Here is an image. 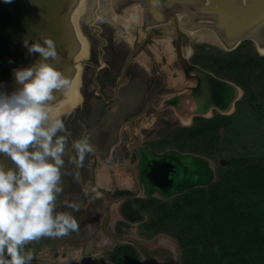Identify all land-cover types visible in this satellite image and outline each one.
<instances>
[{
  "label": "rangeland",
  "instance_id": "1",
  "mask_svg": "<svg viewBox=\"0 0 264 264\" xmlns=\"http://www.w3.org/2000/svg\"><path fill=\"white\" fill-rule=\"evenodd\" d=\"M95 25L98 29H92L88 24L83 26L90 43L80 88L83 100L70 112L55 118L62 119L70 133L68 148L74 155V161L68 153L64 156V192L58 199L57 211L72 212L80 224V231L63 238H42L30 242L26 250L34 255L31 264H186L179 238L180 235L186 237L187 233L182 231L183 227L174 226L165 213L161 217L163 212H159L156 207L158 212L155 217L153 211H141L142 204L147 208L150 199L155 198L150 192L145 195L140 187L133 186L134 177L129 173L135 172L136 180L147 173L146 167L139 170L138 164H141L143 157L141 146L148 152L159 154V158L165 157L162 161L166 163H171L172 159L168 160L172 157L170 154H175L189 169L192 167L188 171L190 175L186 174L185 169H181L177 175L181 179L175 182H183V188H176L178 186L172 184L168 191L159 192L157 205L171 206L185 199L188 194L194 195L198 202L202 201L204 198L192 194V191L197 189L208 192L210 188L212 191L211 186L220 184L226 176L242 167L239 163L246 161L250 165L264 166V50L250 40L242 41L231 50L221 45L199 42L193 39V31L186 28L185 32L192 37V53L189 54L187 43L182 48L187 62L211 69L219 78L234 83L241 90L240 93H232L230 98L234 97V102L231 107L229 102L224 103L228 107L223 105L222 109L209 108V105L197 109L195 104L182 102L183 107L174 108L172 100L177 95L175 92L180 87L183 89L181 84L186 86L184 90L187 91L181 96L190 102L188 94L192 84L187 81L188 78L186 81L181 79V84L177 83L178 79H174V76H180V71L174 73V69L182 67L178 57L175 56L167 67L156 55L158 52L152 49L135 56L133 46L122 40V30L112 20H104ZM183 25L187 26L188 23ZM147 33L154 35L157 41L155 49L163 53L164 48L170 51L178 42L174 34L170 39L167 38L162 28H148ZM140 36L139 42L142 43L144 36ZM183 42L185 39H182ZM238 50L248 55L245 58L248 61L247 72L244 74L238 72L244 68V60L236 65L240 61L236 52ZM230 63H233V69H230ZM125 76L129 80L127 84L123 83ZM206 95L201 101L204 104L210 97V94ZM152 96H156V100L150 110L131 120ZM181 110L188 114H179ZM225 111L228 115L223 114ZM200 115H204L201 116L206 121L204 125L198 124ZM190 116L195 118L190 119ZM217 116L216 121L211 123L212 126L216 123L215 126L206 128L208 121ZM220 117H224L223 120ZM130 120L137 142H134L129 131ZM82 137H88L97 149V152L87 154L83 161L85 166L88 163L90 165L82 171H86L82 182L90 184L94 189L98 185L101 187L99 190H103L106 195L96 196V192L88 191L79 183L75 167L76 151L72 148V142ZM92 155L101 156L96 164ZM106 179L112 180L104 184ZM121 181L128 183L130 188L127 189L135 190L119 189L115 192L114 188H119ZM220 185L218 191L222 190L223 184ZM112 193L116 197L114 200L110 197ZM65 201L79 202L82 207L79 211H73L65 206ZM155 221H158L156 227L153 226ZM105 226L114 234L133 237L140 243V247L127 240L111 237L105 232Z\"/></svg>",
  "mask_w": 264,
  "mask_h": 264
},
{
  "label": "clouds",
  "instance_id": "2",
  "mask_svg": "<svg viewBox=\"0 0 264 264\" xmlns=\"http://www.w3.org/2000/svg\"><path fill=\"white\" fill-rule=\"evenodd\" d=\"M43 45L23 41L29 54L38 53L40 59L13 70L21 87L0 92V264H31L30 242L80 231L72 212L57 211L70 133L62 119L52 118L51 106L70 81L49 63L58 59L55 41L46 37ZM72 148L78 165L92 152L88 137L75 140ZM65 206L79 211L82 204L65 201Z\"/></svg>",
  "mask_w": 264,
  "mask_h": 264
},
{
  "label": "water",
  "instance_id": "3",
  "mask_svg": "<svg viewBox=\"0 0 264 264\" xmlns=\"http://www.w3.org/2000/svg\"><path fill=\"white\" fill-rule=\"evenodd\" d=\"M67 1L12 0L11 3H5L4 0H0V92L11 94L21 87L15 82L13 70L27 68L40 59L38 53L29 54L28 49L23 46L25 39L29 41V45L38 41L42 46H44V38L53 39L57 45L58 59L49 60V63L57 70L64 72L69 80L75 78L76 81L77 78L79 100L76 104L67 103L69 106L65 104V110L62 113H56L57 115L53 114V119L63 113L70 112L82 102L83 98L80 88L82 86L83 65L86 64V59L90 52V43L84 34L83 26L88 24L92 29H98L95 24L104 21L100 20V16L87 19L82 15L75 21L74 18L76 16L72 11L73 9L77 10L80 2L79 0H72L71 3ZM128 5H135L139 9L138 14L139 18H141L134 26V28H138L137 33L143 32L145 34L148 28L170 26L174 35L177 36L179 60L188 77L191 72L198 71L205 74L208 77L207 79L211 80L213 84L219 86L225 84L235 91L233 94L237 93V91L240 93L241 88L234 83L221 79L199 66L188 63L187 59L184 58L182 54V39L186 40L190 51L189 54L192 53L191 38L185 32L186 28L194 29L195 32L198 29H202L204 25L194 22L184 26L180 19L181 13L197 12L198 14L217 18L219 27L230 31V40L228 39L229 42H226L230 44V47H225L226 49H234L242 41L246 40H250L257 46L259 45L258 42L261 41L259 37L260 28L258 27L264 24V0H113V4L110 7L118 16L121 14V8ZM98 7L96 4L93 9L94 13H97ZM108 19L110 18L106 20ZM115 24L121 27L122 30L121 25ZM82 37L89 45L88 50H84V52L80 41ZM63 93V91L57 93L55 101ZM233 102L234 97L230 98V107ZM131 128L133 129L132 121ZM70 151L69 149L68 153L72 155ZM3 161L4 157L0 156V162ZM165 165L167 171L170 170V174L172 172L174 175L176 174L174 170L177 169L176 166H173V163H166ZM181 169L183 170L180 167L179 172H181ZM104 230L113 238L127 240L140 247V243L133 237L114 234L106 226Z\"/></svg>",
  "mask_w": 264,
  "mask_h": 264
},
{
  "label": "trees",
  "instance_id": "4",
  "mask_svg": "<svg viewBox=\"0 0 264 264\" xmlns=\"http://www.w3.org/2000/svg\"><path fill=\"white\" fill-rule=\"evenodd\" d=\"M236 52L240 57L236 65L244 60V68L238 72L244 74L248 55ZM239 166L220 182L222 190L218 191L220 184L208 192L193 190L192 194L204 198L202 201L187 193L185 199L171 206L151 201L145 208L142 204L141 211H153L155 217L158 209L163 212L161 217L165 213L174 226L183 227L187 236L180 235L179 240L186 264H264V166L246 161Z\"/></svg>",
  "mask_w": 264,
  "mask_h": 264
},
{
  "label": "flooded vegetation",
  "instance_id": "5",
  "mask_svg": "<svg viewBox=\"0 0 264 264\" xmlns=\"http://www.w3.org/2000/svg\"><path fill=\"white\" fill-rule=\"evenodd\" d=\"M124 8V9H123ZM122 8V10L123 11H126V12H123V14H120L119 16H126V17H128L130 14V12H129V9H131V7L130 6H127V7H123ZM132 8H134V5L132 6ZM129 12V13H128ZM194 18L196 19V22H198V19H197V16L195 15L194 16ZM180 19L182 20V22H183V19H186V21H187V23H188V21H189V23L190 22H192V21H194L193 20V18L191 17V16H189L187 13H185V14H182L181 13V17H180ZM186 21L185 22H183V23H185L186 24ZM189 25V24H188ZM187 30H189V31H193L192 29H187ZM199 30V29H198ZM143 32H141L140 34L142 35V37L144 36V39L142 38V40H143V42L142 43H140L139 41H140V34L139 33H137V31L136 32H134V35L132 36V38L130 39V37H129V39H128V37H125V35L124 34H121L120 35V37L122 38V40L124 39V40H126L127 42H128V44H130V45H132L133 46V48H134V53H133V55H135V56H140V55H143V54H145L144 53V51L145 50H147V49H152V50H154L155 51V53L156 52H158V54L156 53V55H159L158 57L161 59V60H163L164 62H165V65L168 67V66H170V63L172 62V60L175 58V56L176 57H178V59H180V57H179V55H178V49H177V47H178V42H177V44H176V46H175V48L174 49H172L170 46H167L168 48H171V50L169 51V50H166L165 48H164V53H163V51H161V50H159V49H155L156 47V44H157V41H156V39H154V35L153 34H149V33H143ZM196 33H198V31H196ZM194 31H193V35H195L196 34ZM174 36V35H173ZM192 38V37H191ZM214 40H215V42L217 43L216 45H218V46H220V41L219 40H216L215 38H214ZM85 41V40H84ZM84 43V42H83ZM184 43V42H183ZM85 44V43H84ZM185 44H186V40H185V43L184 44H182V48H185ZM165 45V44H164ZM89 45H88V43H87V47H88ZM135 46L137 47V49H135ZM89 48V47H88ZM88 50V49H87ZM175 50L177 51V53L175 52ZM183 50V49H182ZM90 53V52H89ZM187 53V52H186ZM182 54L184 55V51H182ZM178 55V56H177ZM172 57V58H171ZM180 61V60H179ZM87 62V61H86ZM180 65H181V63H180ZM182 66V65H181ZM200 67V66H199ZM200 68H202L203 70H205V71H207V72H209V73H212V74H214L215 76H217V74L216 73H214L211 69H205V68H203V67H200ZM144 70V69H143ZM178 71H180L179 72V77H175L174 76V79L175 80H177L178 79V81H177V83H182V81H186V78H188V82H191L192 84H190L191 86L189 87V88H191L190 89V93L188 94V96L190 97V102H188V99H185V97H183V96H181L182 95V93H184V89L186 88V86L184 87L183 86V84H181V86L183 87V89L180 87V89L178 90V92H175V93H177V95H176V97H175V99L174 100H172V102H174V108H179L180 106L181 107H183V105H182V102H184V103H190V105H193V104H195L196 106H197V109L198 108H202L203 106H208L209 105V108L211 107V108H215L214 106L216 105L217 106V108H219V107H221V109L224 107L223 105H227L226 107H228V104H224V103H229L230 102V97H231V94H230V87H226V86H223L222 88H221V86H219V85H216V84H213V82L211 81V80H209V79H207L208 77L205 75V74H203V73H200V72H191L190 73V75H189V77H188V75L186 74V72H185V70H183V68L181 67L179 70L178 69H174V73H178ZM182 72L184 73V76H183V74H182ZM218 77V76H217ZM144 77H142V79H143ZM125 81L123 82L124 84H127L128 82H129V80H127L128 78H126V76H125ZM181 79H183L182 81H181ZM144 81H145V79H143ZM152 85L150 84V87H151ZM189 91V90H188ZM185 92H187V91H185ZM78 93L79 92H76L75 93V91L73 92V97H71V98H75L76 99V95H78ZM206 94H210V97L206 100V103L204 104L203 102H201L202 100H204V96H207ZM159 94H157V96H158ZM180 96V97H179ZM187 96V95H186ZM83 97V96H82ZM155 100H156V96H152V97H149L148 98V100L146 101V103L144 104V106L142 107V109H141V111L138 113V114H136V115H134L132 118H131V120L132 119H134V118H138V117H140V116H142V115H144V114H146L149 110H150V108L153 106V104H154V102H155ZM180 100V101H179ZM187 104H186V106H187ZM218 104H219V106H218ZM180 107V108H181ZM197 109H194V111L195 110H197ZM185 110H187V109H185ZM185 110H181L180 111V113L179 114H182V113H184V114H188V113H186V112H184ZM183 117H185V116H183ZM198 117V116H197ZM216 118H218V116L217 117H215V119ZM130 120V121H131ZM88 129H85V131H87ZM129 131H131V134H132V137H133V135H134V137H133V140H134V142H137V138H136V133L134 132V127H133V129L130 127L129 128ZM133 132V133H132ZM83 138V137H82ZM81 138V139H82ZM74 142V141H73ZM72 142V143H73ZM89 143H90V145H91V147H92V151H96L97 152V149H96V146L95 145H93L92 144V141L89 139ZM138 144V143H137ZM93 146H95V147H93ZM141 148V152L143 153V157L144 158H142V156H141V160H142V162L143 161H145V159H146V156L148 155V151L145 149V148H143L142 146L140 147ZM70 148H68L67 149V151H66V153H68V150H69ZM132 149H134V148H132ZM71 152V154L72 155H70V153H68L69 154V156L73 159V161H74V155H73V153H72V150L70 151ZM93 156V160L95 161V163L94 164H96V162L98 161V159H100V155H97V156H95L94 157V155H92ZM97 158V159H96ZM160 160H153L152 158L151 159H149V160H147L146 159V163L147 164H149L150 165V167H149V165H147V166H145L146 168H147V173H146V175L148 174V179H149V177L151 178L152 177V180L154 181V182H158L159 184H160V186H162L163 187V189H167V190H165V191H168V189H170V188H172V186L173 185H177L178 187H176V188H180V186H181V184L183 183V182H180V184L179 183H176L177 182V180H179V179H181V177H178L177 175H178V173H179V169H180V167H182L183 169H185V171H186V168L185 167H183V166H181V165H179L178 164V162H174L173 163V161H170L171 163H173L175 166H176V169L177 170H174L175 172H176V174L174 175L173 174V172L170 174V170H168L167 171V167H166V162H164L163 161V163L162 162H160V161H162L163 160V158H159ZM165 159V158H164ZM141 160H140V163H141ZM158 163H160V165H158ZM89 164V163H88ZM88 164H86V166H85V164L83 163V164H80V165H77L76 163H75V167H76V171H77V173H78V180H79V183L81 184V185H83V187H85V188H88L89 190L88 191H94V192H96V196H98L97 194H102V195H106L105 194V192L102 190V191H100L99 190V188H101V187H99L98 185H96V188L97 189H94L90 184L89 185H86V184H88V183H83L82 182V180H83V173H84V175L86 174V171H84V172H82L83 170H86V168H84V167H87V166H89ZM142 164H139V170H142V168H144V166L142 167L141 166ZM96 166V165H95ZM96 168V167H95ZM93 170V169H92ZM92 170H90V171H92ZM170 176H169V175ZM186 174L188 175L189 173H188V171H186ZM92 176L94 175V173L92 172V174H91ZM145 175V176H146ZM190 175V174H189ZM147 177V176H146ZM142 177H141V175H140V177L138 178L139 180L141 179ZM176 178H177V180H176ZM184 178V177H183ZM183 178H182V180H183ZM176 181V182H175ZM173 184V185H172ZM156 186H158L159 187V185H156ZM162 189V188H161ZM115 192H118V191H115ZM114 192V193H115ZM114 193H112V196H110L111 197V199L112 200H114L116 197H115V194ZM100 198V197H99ZM115 203V202H114ZM112 205V204H111ZM141 207V206H140ZM141 209V208H140Z\"/></svg>",
  "mask_w": 264,
  "mask_h": 264
},
{
  "label": "bare ground",
  "instance_id": "6",
  "mask_svg": "<svg viewBox=\"0 0 264 264\" xmlns=\"http://www.w3.org/2000/svg\"><path fill=\"white\" fill-rule=\"evenodd\" d=\"M71 1L72 0H68L67 2L71 3ZM79 2H80V6L77 8V10L73 9V11H72V13L74 12V15L76 16L75 17L73 15L75 17L74 18L75 21H77L81 15L87 19L88 18L91 19L93 17H99V16H100L99 17L100 20H106L107 18H110L113 22L115 21V23L122 26V34H124L125 37H128V39H129V37H130V39L132 38L131 33L133 32V30L136 29V28H134V26L138 23V21L141 18V17L139 18V14H138L139 9L136 8L135 5H134V8H132L133 5H128L131 7V9H129L130 13L128 12L130 15L128 17H126V16H119V15L117 16V13H115V11H113L111 9L110 6H111V4H113V0H79ZM96 4L99 7L97 10V13H94L93 9L95 8ZM192 4L195 5L194 3H192ZM124 7H126V6H124ZM123 12H126V11L122 10L121 14H123ZM187 14L189 16H191L194 20L190 23L188 21L189 25L196 22V19L194 18L195 15L197 16L198 23H202L204 25V27H202V29L198 30V33H196V31H195L196 34L193 36V39L195 38V40H197L199 42L213 43L216 45L217 43L214 40V38H215L216 40H219L221 42L220 43L221 46H224L226 48L230 47V44L228 43L229 44L228 45L226 43L227 41L229 42V40H230L229 39L230 38V31H228L226 28L221 29L219 27V22L217 21V18L215 19L212 16L203 15L200 13L198 14L197 12H194V13L190 12ZM185 21H186V19H183V22H185ZM186 23H187V21H186ZM256 28H254V29H256ZM258 28H260L259 37L261 38V41L258 42V44L260 46L259 45L258 46L262 49V48H264V24ZM137 29H136V31H137ZM162 30L164 32V35H166L167 38H169V39L171 38L172 34H174L173 30L170 28V26H164L162 28ZM192 30L194 31V29H192ZM256 30H258V29H256ZM241 33H243V32H241ZM80 41L82 42V49H83L82 51L83 52H84V50L87 51V49H88L87 43H86V41H84L83 37H82V39H80ZM69 81H70V87L67 88L65 91H63L64 93L62 94V96H60V98H58L57 101H54L52 103L51 116L53 114L57 115L59 113H62L65 110V106H66L65 104H67V103L76 104V102L79 100V95H76V99L71 98V97H73L72 95H73L74 91H75V93L78 92V90H77V88H78L77 87L78 86L77 78H76V81H75V78H73ZM223 86H226V85L224 84ZM223 86H221V87H223ZM230 93L231 94L234 93L233 90L230 89ZM52 118H53V116H52Z\"/></svg>",
  "mask_w": 264,
  "mask_h": 264
},
{
  "label": "crops",
  "instance_id": "7",
  "mask_svg": "<svg viewBox=\"0 0 264 264\" xmlns=\"http://www.w3.org/2000/svg\"><path fill=\"white\" fill-rule=\"evenodd\" d=\"M215 108H217V106L215 105L214 106ZM227 113V111H225L223 114H225V115H228V114H226ZM230 114V113H229ZM201 116H204V115H200V120L198 121V124H203L204 125V123H206V121L203 119L204 117H201ZM206 116V115H205ZM187 117V116H186ZM192 118H195L194 116L192 117V116H190V119H192ZM223 118L224 117H220L219 119H221V120H223ZM197 119V118H196ZM198 120V119H197ZM196 120V121H197ZM212 121H216V119H215V117H213L212 118V120L211 121H208L209 123H208V125H205L206 126V128H213L214 126H215V124L212 126L211 125V123H212ZM193 122V121H192ZM202 122V123H201ZM204 122V123H203ZM198 124L196 125L197 127H198ZM193 125H194V123H193ZM196 126H195V128H196ZM200 126V125H199ZM193 129H194V127H193ZM170 154V153H169ZM170 155H172V157L171 158H169L168 160H170V159H172V161H173V163L175 162H178V164L179 165H181V166H187L188 167V165L186 164V163H184L183 161H181V160H179L178 158H177V156H174L173 154H170ZM170 155H168V156H170ZM159 154H156V153H152V152H148V155L146 156V159L147 160H149V159H154V158H159ZM142 158H144V157H142ZM163 158H165V157H163ZM146 159H145V161H143L142 162V160H141V166L143 167L144 166V168H145V166H146ZM162 163H163V161H162ZM139 165V164H138ZM111 166H112V164H111ZM110 166V171H111V169H112V167ZM117 165H115V167H116ZM126 166H128V165H126ZM173 166H175L174 164H173ZM109 167V165L106 167V168H108ZM125 168V167H124ZM123 168V169H124ZM107 170H109V169H107ZM114 172L115 173H117L118 171H117V169L116 168H114ZM120 171L122 170V169H119ZM127 170V169H126ZM190 170H192V167H190ZM101 171V170H100ZM135 173V172H134ZM134 173H129V175L130 176H132V177H134V179H132V182H133V186L135 185L137 188H139L140 190L142 189L145 193V195H147V193L148 192H150L152 195H153V197L155 198V199H150V203H151V201H153L152 203H154V202H156V203H158L159 202V200H160V198L158 197L159 195V192L160 193H163L162 191H165V190H167V189H163V187L162 186H160V184L158 183V182H154L153 180H152V177L150 178L149 177V179H148V174L146 175V174H144L143 176H142V178L139 180H136L135 179V174ZM147 177H146V176ZM112 180V179H111ZM111 180L110 179H106V180H104V184H107V183H109V182H111ZM107 182V183H106ZM156 185H159V187L158 186H156ZM127 188H130V186L128 185V183L126 184V183H124V182H122L121 181V186L119 187V188H114V190L115 191H117V190H135L134 188H132V189H127ZM162 188V189H161ZM137 195V194H136Z\"/></svg>",
  "mask_w": 264,
  "mask_h": 264
}]
</instances>
